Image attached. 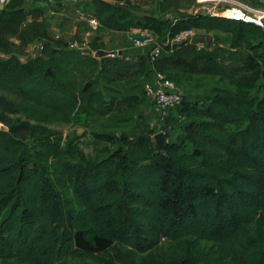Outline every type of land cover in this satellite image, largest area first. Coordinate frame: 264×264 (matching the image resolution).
<instances>
[{
  "label": "trees",
  "instance_id": "16d2710c",
  "mask_svg": "<svg viewBox=\"0 0 264 264\" xmlns=\"http://www.w3.org/2000/svg\"><path fill=\"white\" fill-rule=\"evenodd\" d=\"M93 2L103 30L137 28L131 7ZM27 15L24 0L0 9V264H264V48L251 43L264 40V28L193 13L166 23L149 18L140 29L155 34L166 24L172 37L188 29L231 36L229 49L162 45L151 63L149 52L95 58L105 49L97 39L52 46L43 23H27ZM33 41H42L40 53L23 62ZM155 73L177 87L189 76H218L234 91L203 106L183 97L161 118H183L179 142L163 131L161 147L147 128L132 140L121 136V146L101 160L44 126L114 116L137 99L109 84L144 85ZM98 77L105 87H97ZM19 114L26 120L13 118ZM188 238L215 250L187 249L169 262L134 256L161 240Z\"/></svg>",
  "mask_w": 264,
  "mask_h": 264
},
{
  "label": "rangeland",
  "instance_id": "374dc122",
  "mask_svg": "<svg viewBox=\"0 0 264 264\" xmlns=\"http://www.w3.org/2000/svg\"><path fill=\"white\" fill-rule=\"evenodd\" d=\"M119 5L128 6L132 8L135 22L138 25L137 28H143V24L149 18H154L158 22L166 23V21H176L186 18L194 9L198 6L199 0H114ZM219 0H208L204 5L207 15L212 13L216 7V10L223 12L224 10L235 8L243 4L256 5L254 0H220V4L215 5ZM156 32V31H155ZM157 41L166 46L168 41L173 37L170 35L166 24L162 27L160 32H156ZM201 36L205 37L206 41L203 44H198L197 47L213 49L215 47H221L229 49L231 36L229 33L222 31H211L209 33H202ZM136 35L132 32H113L110 31L105 35V49L114 53L123 50L131 58H135L140 54L149 52V48L141 49L133 46L132 39ZM252 45H261L264 48V40H251ZM77 46L70 47L76 48ZM36 50V47L34 48ZM244 54H248L250 51L242 48ZM40 52V49H39ZM30 50H23V54H20L19 58L24 62L28 59ZM19 55V53H18ZM94 56V54H93ZM106 82L103 78H97V87H105ZM110 87H116L118 91L123 92L126 95L135 97L137 100L132 106H124L125 109L112 116L96 117L86 125L80 123H62L55 122L51 124H44L47 128L59 133L63 139V142L68 139H73L74 143L83 151L85 156L91 160H101L106 156V152L116 150L121 146L119 138L121 136L127 137V140H132L136 135H140L147 131V128L153 129L154 132L161 133L166 131L168 134L169 142H179L182 136L183 123L172 120V116L169 121L164 122L161 119V113L157 107L149 101L143 94V83L133 84L132 86L125 88L123 82L119 81L114 84H109ZM179 90L183 94L186 102L196 104L197 106H203L209 102V100L221 91H234V87L230 86L227 80L221 79L218 76L209 75H194L189 76L183 80L178 86ZM252 94L261 96L262 94L258 89L252 91ZM182 108L178 112H181ZM173 115V113H171ZM13 118L25 121V117L22 114L14 115ZM30 123L34 124L33 121ZM165 125L171 127L170 130L164 128ZM168 126V127H169ZM96 135H107L112 139V143L102 142ZM118 248V247H116ZM116 248L108 250L104 256L112 255ZM201 248L205 251H214L211 243L204 241H196L193 238H188L182 243L169 242L161 240L158 245L149 252L146 253H134L135 258H152L165 262L172 261L178 257L183 256L186 250ZM125 251V248H120ZM67 264H101L89 259H66Z\"/></svg>",
  "mask_w": 264,
  "mask_h": 264
},
{
  "label": "built area",
  "instance_id": "2783aa9c",
  "mask_svg": "<svg viewBox=\"0 0 264 264\" xmlns=\"http://www.w3.org/2000/svg\"><path fill=\"white\" fill-rule=\"evenodd\" d=\"M7 0H0V7L5 4ZM256 5L243 4L241 6L224 10H215L208 14L211 17H222L230 19L237 22H243L255 25L260 28H264V0H254ZM208 0H199L198 6L192 12L193 14H204V5ZM220 0L215 4L216 6L220 4ZM230 10L238 12L239 16L226 15ZM83 23L87 30L85 35L90 37L97 34L102 28L99 20L96 16H90L83 19ZM135 38L132 39L133 46L141 49L149 48V61L154 62L160 55L162 50V45L157 41L156 34L149 29H135ZM202 32L194 29H188L181 31L176 34L168 43L170 45L176 44L178 42H190L192 37L201 36ZM73 46V45H72ZM41 50V47H39ZM114 55V54H113ZM143 94L145 97L151 101L161 113V118L166 117L169 111H175L181 106L183 102V94L179 88L174 85L170 80L166 79L165 76L155 73L151 78L143 85ZM178 120H183L182 117L178 116ZM164 134V132H161Z\"/></svg>",
  "mask_w": 264,
  "mask_h": 264
},
{
  "label": "crops",
  "instance_id": "0c3cea01",
  "mask_svg": "<svg viewBox=\"0 0 264 264\" xmlns=\"http://www.w3.org/2000/svg\"><path fill=\"white\" fill-rule=\"evenodd\" d=\"M27 12V23L37 17L44 25V30L48 41L52 46L69 43L73 41V46L81 44L86 46L88 43L97 39L98 44L105 45V35L110 32L101 29L93 36H86L87 30L83 19L95 16V5L93 0H24ZM3 6L0 7L2 9ZM135 29H129L132 32ZM17 43L16 40H13ZM42 41H33L26 48L30 50L29 56L36 57ZM36 47V50L34 48ZM105 48V46H104ZM120 50L118 52H121ZM113 58L114 56H109Z\"/></svg>",
  "mask_w": 264,
  "mask_h": 264
},
{
  "label": "water",
  "instance_id": "95a60500",
  "mask_svg": "<svg viewBox=\"0 0 264 264\" xmlns=\"http://www.w3.org/2000/svg\"><path fill=\"white\" fill-rule=\"evenodd\" d=\"M101 2L104 3H110V4H114V0H100ZM206 39L203 36H195L192 37L189 44L192 46H197L198 44H203L205 43ZM176 44H182V42H178ZM73 45V41H70L69 43L64 44V48H67L69 46ZM114 53L111 51H107V50H98L95 52L94 57L95 58H103V57H109V56H114ZM121 52H118V55H120ZM153 140L155 143H157L158 145H160L161 147H165L166 146V137L163 133H157L153 136ZM163 155H166L165 152H163Z\"/></svg>",
  "mask_w": 264,
  "mask_h": 264
},
{
  "label": "bare ground",
  "instance_id": "6f19581e",
  "mask_svg": "<svg viewBox=\"0 0 264 264\" xmlns=\"http://www.w3.org/2000/svg\"><path fill=\"white\" fill-rule=\"evenodd\" d=\"M232 13H234V15L239 16L238 12H236V11H232V10H230L229 12H227L226 15H230V14H232Z\"/></svg>",
  "mask_w": 264,
  "mask_h": 264
}]
</instances>
